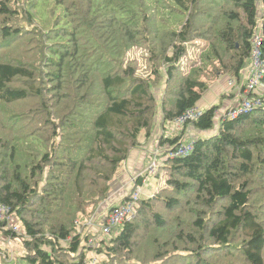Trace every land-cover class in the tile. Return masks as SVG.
<instances>
[{"label":"trees","instance_id":"obj_1","mask_svg":"<svg viewBox=\"0 0 264 264\" xmlns=\"http://www.w3.org/2000/svg\"><path fill=\"white\" fill-rule=\"evenodd\" d=\"M0 21V105L33 101L21 129L0 134V202L22 224L20 259L88 264L89 248L122 258L143 241L165 264H264V105L220 120L185 157L164 153L155 175L166 173L164 187L138 201L116 236L92 232L86 210L108 200L158 116L165 128L220 75L239 76L256 31L264 38V0H0ZM19 39L25 54L16 58ZM196 40L208 43L207 68L185 77L182 59ZM135 47L149 53L147 77L127 57ZM218 109L182 130L213 128ZM181 139L160 146L175 151Z\"/></svg>","mask_w":264,"mask_h":264},{"label":"rangeland","instance_id":"obj_2","mask_svg":"<svg viewBox=\"0 0 264 264\" xmlns=\"http://www.w3.org/2000/svg\"><path fill=\"white\" fill-rule=\"evenodd\" d=\"M21 1H22V3H25L28 0H21ZM40 5H41L40 6V9H41L44 6H47V3L43 1V2H40ZM260 13H261V11H260ZM207 49H208V43L205 41H201V40H196L193 42L192 45H190L186 56L182 59L183 62L181 65V67H182L181 69H182V75L183 76H185V77L188 76L193 69H197L200 67L203 68L205 66V65H203V64H205L203 56L206 54ZM11 50H13V51H11L10 54L17 56L16 58H20L22 55L25 54V47L24 48L21 47V40L20 39H19V42L15 45V47H12ZM20 53H21V55H20ZM127 57H129L131 60H135V63L137 64V68H138L137 70H138L139 75H141L143 77H147L148 75L151 74V71L149 69V64H148L149 53H148V51H146L145 48L135 47V48H133V50L131 52H129L127 54ZM162 73L164 74V72H162ZM164 81H165V79H163L161 84L158 86V88L155 89L156 94L159 96L163 95L164 87H165ZM18 85H20V84H18ZM262 90H264V89H262ZM257 96L259 98H261L262 100H264V94L258 93ZM32 104H33L32 100L15 102L14 104H10L7 106H4L1 104L0 105V123H1L0 124V134L2 136H8L11 133V129L12 130L14 129L15 131L18 129H21L20 124L17 123V120H19L23 116L24 113L28 112V110H31L33 108ZM218 110L220 112H222L223 109L219 108ZM219 118H220V113L219 114L217 113L215 115V118H214L213 128H211L209 130L199 131L201 133L202 137L209 138V137L217 134L218 129H219V124H220ZM15 125H17V126H15ZM167 127L168 128L163 127V125L161 123V118L158 116L152 133L150 135H147L146 133H142L140 135V139H142V138L144 139L146 136L147 137L151 136L148 139V141L147 140L145 141L147 143V146L144 149L146 150V153L151 152L150 153V161H152V158L157 157V164H159V165H162L164 159L159 154H157L155 151L153 152L154 149L156 150L155 145L158 149H160V140H162V139L166 140L169 138L173 139L175 134H176V132H174V133L172 132V128L174 127V124H169V125H167ZM193 131L194 130H192L191 132H193ZM19 136H20V134L18 135V138H19ZM191 137H194L193 139L192 138L189 139L191 141H194L195 139H197L196 135L193 133H192ZM140 142H141V140H140ZM30 146H26V147L28 148ZM163 148L167 151H172V149L167 145L166 146L163 145ZM167 151H165V153ZM144 172L146 175L147 170H144L141 173L138 172L135 175H133V178L131 179V185L132 186L130 185V187H129L130 188L129 193H131V192L133 193V191L136 189L134 187L133 179H136L138 176L140 177V174H143ZM161 173H165V172L162 171ZM122 174H123V167L121 166L118 170V173L116 174V176L114 177V179L110 183V196L108 197L107 201L111 202L110 200L112 199L113 195L122 196L121 192L118 193L122 187H120L118 191H117V189L115 190V186L118 187V184L121 182L120 176ZM165 175H166V173H165ZM153 182L155 185L158 184V181L155 178L150 177L147 180L148 185L146 184L144 186L151 187ZM141 198L146 199V198H149V196H143L142 192H141ZM122 200H123V197H120L115 201H119L116 203H120ZM106 202H101L98 205L92 204L89 207H87V209H86L89 212V214H92V215L94 214L92 219L88 222L89 226L91 227L92 232H98L99 229L105 228L103 223H104L107 215L106 216H104V215L106 213H108L111 206L113 204H115V203H112L111 205L109 204L110 206L106 207V205L108 204ZM13 221L14 222L12 223V225H14L18 228V232H16V234H18L17 237H13L12 233L15 231L12 230V228L9 226V224H5V223H3V221H0V222H2L1 223L2 226L0 227V264H31L30 262H28L26 260L20 259V257L25 255L23 238H20L21 235L23 234V232H22L23 227H22L21 222L18 221L15 217H14ZM3 224H5V225H3ZM119 232H120L119 228H114V230H112V234H111V232H108V233L103 232V231H102V233L99 232L100 233L99 237L101 239L102 238L109 239L110 237L116 236ZM103 235H108V236H103ZM145 236L146 237L149 236V233L145 232ZM91 242H92V239H91L90 243ZM83 245H87V242L84 243ZM63 246H65V244H63ZM47 249H49V248H46V250ZM150 250H151V247L148 244L145 245L143 241H140L136 245L134 254H130L128 257H127V255L123 254V256L121 258V257H118V255L114 256V254L108 255V253H107V255H100V254H98V252L96 250L89 248V250L87 251V257H86L87 260L86 261L88 264H100L103 261H108V260L112 261L111 264H143V262H147V261L149 262L147 264H165L168 261V258L164 259L162 262L161 261H155L153 259V256L150 254ZM174 259H175V257H174Z\"/></svg>","mask_w":264,"mask_h":264},{"label":"built area","instance_id":"obj_3","mask_svg":"<svg viewBox=\"0 0 264 264\" xmlns=\"http://www.w3.org/2000/svg\"><path fill=\"white\" fill-rule=\"evenodd\" d=\"M252 43H254L253 55L251 58L252 72L247 84L244 87V93L246 96L237 107L225 108L222 110V112L217 110L216 114L220 113V120L236 119L240 115L246 114L264 105V100L257 96L258 90H262L264 88V38L260 29L254 34ZM234 85V81L229 82V87H233ZM204 113L205 111L203 109L197 107L186 111L182 116L172 123L174 124L172 132L174 133L176 131L182 130L187 123L198 120ZM193 142L194 141L191 140L184 141L178 146L175 153L171 152L169 157H185L189 155L193 150ZM155 152L160 155V149L157 148ZM158 168L159 165L151 162L148 166V169H146L147 174L145 175V172L140 174V177L138 176L136 179H133V182L135 183L136 180L142 178L143 187L147 184V180L150 177H155ZM142 187H137L129 197V200L126 199L111 206L109 212L106 214L107 217L104 224L105 228H102L103 232H111L112 228L119 227L125 222H128L134 218L137 213L138 201L141 199ZM14 217L15 216L10 212V209L0 202V221L9 224L13 231L18 232V228L12 225L14 222Z\"/></svg>","mask_w":264,"mask_h":264},{"label":"crops","instance_id":"obj_4","mask_svg":"<svg viewBox=\"0 0 264 264\" xmlns=\"http://www.w3.org/2000/svg\"><path fill=\"white\" fill-rule=\"evenodd\" d=\"M251 72H252V63L250 60L248 64L245 66V68L240 72L239 76H235L233 74L220 75L218 79L215 82H213V84L209 87V89L202 94L201 101H199V103L197 104V108L203 110H209L212 107H217L220 109L237 107L239 103L243 100V98L246 96V94L244 93V87L247 84ZM232 81L235 82V85L233 87H229V82ZM258 93L264 94V90H258ZM165 128L168 127L166 126ZM192 130L194 131L191 132ZM192 133L195 134L197 138H206V137H202L201 133L198 130H195L194 127L192 128L191 126L185 128L184 130L176 131L174 138L177 136L179 137L182 136L181 140L183 142L188 141L189 139L194 138L191 137ZM150 137L151 136L149 137L146 136L144 139L143 138L140 139L141 140L140 147L133 149L132 150L133 152L131 151L132 153H130L128 159L122 165L123 174L120 176L121 182L118 184V187L115 186V190L117 189V191L119 190L120 187H122L121 190L118 192V193L121 192L122 196L113 195L112 199L110 200L111 202L109 201L106 202L108 203L106 207L110 206L112 203L119 202L115 200H117L120 197H123L124 200L126 197L131 196L132 192L129 193L130 192L129 187L131 185V179L133 178V175H135L138 172L139 173L143 172L148 168L149 164L151 163L150 161L151 152L146 153V150L144 149L147 146V143L145 141L146 140L148 141ZM167 146L169 145L167 144ZM155 148L157 149L156 145ZM154 151L156 150L154 149L153 152ZM165 151L167 150L163 148V145L160 146L161 157L164 155ZM155 179L158 181L157 185H155L153 182L151 187H147V186L142 187L141 192L143 196L153 197L155 193H157L161 188L164 187V182L166 179L165 173H160V175ZM106 214L104 216H106Z\"/></svg>","mask_w":264,"mask_h":264},{"label":"bare ground","instance_id":"obj_5","mask_svg":"<svg viewBox=\"0 0 264 264\" xmlns=\"http://www.w3.org/2000/svg\"><path fill=\"white\" fill-rule=\"evenodd\" d=\"M253 47H254V43H252V53H251V58H252V55H253ZM263 58H264V57H263ZM250 60H251V59H250ZM172 152L175 153L176 150H175V151L172 150ZM154 156H155V155H154ZM151 162L157 164V157L152 158V161H151ZM157 165H159V164H157ZM102 230H103V229H102Z\"/></svg>","mask_w":264,"mask_h":264}]
</instances>
